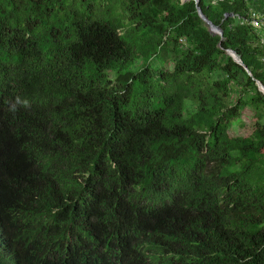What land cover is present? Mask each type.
<instances>
[{
    "label": "trees",
    "instance_id": "1",
    "mask_svg": "<svg viewBox=\"0 0 264 264\" xmlns=\"http://www.w3.org/2000/svg\"><path fill=\"white\" fill-rule=\"evenodd\" d=\"M198 5L0 0V264H264V0Z\"/></svg>",
    "mask_w": 264,
    "mask_h": 264
},
{
    "label": "water",
    "instance_id": "2",
    "mask_svg": "<svg viewBox=\"0 0 264 264\" xmlns=\"http://www.w3.org/2000/svg\"><path fill=\"white\" fill-rule=\"evenodd\" d=\"M183 1H187V0H183ZM197 9L198 12L201 16V18L204 20L205 24L208 26L209 30L213 33V34H217L221 36V41L224 39V32L223 29L217 25H215L202 11L200 5H198V0H197ZM228 53L241 65H243L246 70L249 72V74H252L251 71L249 70V68L246 67V65L244 64V62L242 61L241 57L238 55V53L232 49L228 50ZM257 84L259 85L260 89L264 92V85L258 80Z\"/></svg>",
    "mask_w": 264,
    "mask_h": 264
},
{
    "label": "clouds",
    "instance_id": "3",
    "mask_svg": "<svg viewBox=\"0 0 264 264\" xmlns=\"http://www.w3.org/2000/svg\"><path fill=\"white\" fill-rule=\"evenodd\" d=\"M18 106L29 107V101L22 99L20 96L15 97L13 101L8 104V111L15 113L18 110Z\"/></svg>",
    "mask_w": 264,
    "mask_h": 264
},
{
    "label": "rangeland",
    "instance_id": "4",
    "mask_svg": "<svg viewBox=\"0 0 264 264\" xmlns=\"http://www.w3.org/2000/svg\"><path fill=\"white\" fill-rule=\"evenodd\" d=\"M251 115H252L251 109L249 108L245 109V111L243 112L241 121L248 122L251 118ZM230 133L232 135L240 134L241 133L240 123L238 122L235 123L234 126L230 129Z\"/></svg>",
    "mask_w": 264,
    "mask_h": 264
},
{
    "label": "built area",
    "instance_id": "5",
    "mask_svg": "<svg viewBox=\"0 0 264 264\" xmlns=\"http://www.w3.org/2000/svg\"><path fill=\"white\" fill-rule=\"evenodd\" d=\"M252 23L255 27H259L261 25V20L260 18L258 17V15L256 14H253V20H252Z\"/></svg>",
    "mask_w": 264,
    "mask_h": 264
}]
</instances>
